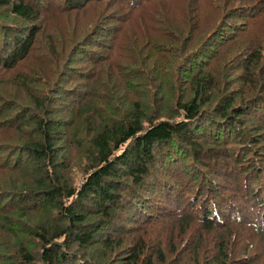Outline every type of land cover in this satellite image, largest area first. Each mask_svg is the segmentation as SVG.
Returning <instances> with one entry per match:
<instances>
[{
  "label": "trees",
  "instance_id": "1",
  "mask_svg": "<svg viewBox=\"0 0 264 264\" xmlns=\"http://www.w3.org/2000/svg\"><path fill=\"white\" fill-rule=\"evenodd\" d=\"M0 264H264V0H0Z\"/></svg>",
  "mask_w": 264,
  "mask_h": 264
}]
</instances>
